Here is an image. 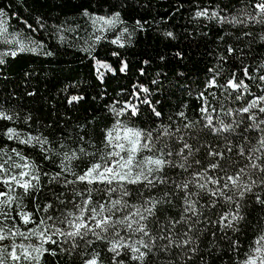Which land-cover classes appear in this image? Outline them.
I'll list each match as a JSON object with an SVG mask.
<instances>
[{
    "label": "snow or ice",
    "instance_id": "1",
    "mask_svg": "<svg viewBox=\"0 0 264 264\" xmlns=\"http://www.w3.org/2000/svg\"><path fill=\"white\" fill-rule=\"evenodd\" d=\"M238 3L240 8L197 4L190 17V22H215L238 33L219 37L224 53L196 94V118H189L187 104L165 116L157 107L160 101L149 99L150 89L136 83L129 99L105 106L111 123L98 140L85 131L67 142L63 135L50 140L32 128L31 114L22 116L0 104V122L25 125L0 132L18 145L0 146V264H42L45 254L56 256L57 249L77 257L78 264H105L104 256L108 264H209L221 245L231 253L229 264H264V214H255L257 209L264 213V63L253 67L244 59L257 37L264 42V30H251L257 25L264 29V0ZM81 15L91 24L94 43L125 23L119 12L105 16L84 9ZM8 19L0 8V43L9 46L0 50V66L20 53L41 54L43 42L10 32ZM36 23L45 26L39 17ZM135 25L143 30L140 20ZM56 28L65 30L63 24ZM163 35L176 39L173 31ZM130 36L122 27L110 42L125 47ZM225 36L233 37V43ZM229 58L237 62L235 70L221 82ZM94 69L101 82L106 72H116L100 60ZM128 71V62L121 60L119 72ZM69 87L63 90L68 105L85 99L67 94ZM142 105L152 118L143 127L136 123ZM20 146L38 148L42 161L58 170H45Z\"/></svg>",
    "mask_w": 264,
    "mask_h": 264
},
{
    "label": "trees",
    "instance_id": "2",
    "mask_svg": "<svg viewBox=\"0 0 264 264\" xmlns=\"http://www.w3.org/2000/svg\"><path fill=\"white\" fill-rule=\"evenodd\" d=\"M217 3L221 7L232 4L240 8L238 0H0V8L9 18V31L30 35L44 44L41 54L20 53L15 58L7 57L6 63L0 66V104L6 109L20 112L22 116L31 114L32 128L38 127L50 140L63 135L68 137L67 142L85 131L93 132V138L98 140L100 130L111 123L110 113L105 106L114 99H129L132 86L136 83L150 89L149 99L154 103L160 101L157 107L165 116L187 104L189 118H196L200 103L196 94L203 89L210 75L208 69L217 66L218 57L224 53L225 46L219 37L227 31L238 35L233 29L227 26L222 28L215 22H190L195 5L203 7ZM180 5L183 7L177 12ZM84 9L105 16L119 12L125 23L111 32H105V38L94 43L90 36L91 24L81 15ZM37 17L44 23L43 29L38 27ZM137 20L143 24V30L136 27ZM22 21H27L37 31L31 32ZM61 24L65 30L58 32L56 26ZM122 27H128L131 33L130 37L125 38V47L110 42ZM251 30L257 33L264 29L257 25ZM166 31H173L176 39L166 38L163 35ZM61 35L65 37L64 40L60 39ZM225 40L233 43V37L225 36ZM89 44L93 46L90 53L84 51ZM7 47L0 43V50ZM245 51L248 52L245 63L253 67L264 63V42H260L258 37L251 51ZM45 52L52 54L45 55ZM177 52L181 56H177ZM93 57L111 64L116 69L115 74L106 72L104 81L98 80ZM121 60L129 64L126 74L119 72ZM145 60L148 61L146 65L143 63ZM236 63L229 58L222 65L221 82L235 70ZM140 69L144 70L143 75ZM153 81L156 83L153 84ZM69 85L73 87L68 88L67 94L83 95L85 99L78 104L68 105L63 90ZM253 91L256 89L253 88ZM28 92L35 95L29 96ZM141 107L143 115L136 119V123L143 127L152 118L147 106ZM0 125H3L0 132L9 126L25 128L23 121L15 125L0 122ZM5 143L10 147L18 146L0 135V146ZM20 147L24 148L26 155L42 163L45 170H58L54 164L42 161L38 148ZM40 202L43 203V200ZM24 203L31 211L30 200L25 198ZM255 214L264 213L257 209ZM251 233L252 229L249 228L247 237H242L245 243L250 240ZM224 248L226 245H221V252L209 257V264H229L231 253L224 252ZM57 252L56 256L45 254L42 264H78L77 257H69L60 253L59 249ZM104 259L108 264L107 256ZM196 264L201 262L196 261Z\"/></svg>",
    "mask_w": 264,
    "mask_h": 264
}]
</instances>
